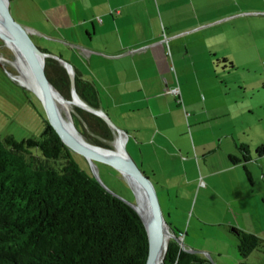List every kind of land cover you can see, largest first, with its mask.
Here are the masks:
<instances>
[{"label":"crops","instance_id":"1","mask_svg":"<svg viewBox=\"0 0 264 264\" xmlns=\"http://www.w3.org/2000/svg\"><path fill=\"white\" fill-rule=\"evenodd\" d=\"M45 1L46 12L22 0H14L11 10L31 34L38 32L28 27L29 22L40 20L41 38L46 35L50 43L57 44L40 49L59 56L96 90L98 110L123 130L131 156L160 184L162 214L169 230L184 243L188 241L189 227L183 234L181 219L176 217L177 200L188 186L191 194L198 190V197L201 192L216 195L214 206L220 219L211 210L204 212L202 206V215L195 213V206L193 229L220 226L228 235L229 228L255 235L263 247L248 256V263L264 264V174L259 176L255 163L245 164L252 176L251 186L257 187V191H249L238 173L243 164L231 165L228 159L239 157L237 144L247 145L251 158V152L264 145V130L255 133L254 121L245 118L264 111V93L260 100H253L258 90L264 92V83L259 89L243 81L227 82L240 67L252 66V61L243 62L242 57L257 56L264 47V0ZM176 88L179 92L175 96L171 92ZM181 106L193 118L194 127L205 126L207 130L192 131L195 153L204 160V188L197 178L173 184L175 178L184 177L180 174L183 162L173 154L175 142L168 129L175 132L176 124L169 117L183 118ZM239 116L242 120L236 126L233 118ZM260 118L264 120V115ZM161 119H165L163 129ZM231 119L233 127L228 124ZM226 173H235L240 186V220L229 218L233 202L213 185ZM187 243L186 248H192L191 241ZM231 244L230 251L216 253V264H240Z\"/></svg>","mask_w":264,"mask_h":264},{"label":"trees","instance_id":"2","mask_svg":"<svg viewBox=\"0 0 264 264\" xmlns=\"http://www.w3.org/2000/svg\"><path fill=\"white\" fill-rule=\"evenodd\" d=\"M44 71L61 96L70 100L71 83L66 69L55 59L46 58ZM74 78L80 100L98 110L96 90L77 75ZM67 104L82 138L112 150L116 133L101 118L74 107L73 100ZM235 149L240 158L229 156V162L242 163L245 178L252 185L245 166L252 161L248 146L237 144ZM255 154L264 157V145ZM75 156L48 125L46 117L37 139L0 138V264L146 263L148 239L138 214L106 191L90 171L82 172ZM229 234L236 241L240 264H250L248 256L261 250L262 241L236 228H229ZM162 264L212 263L170 241Z\"/></svg>","mask_w":264,"mask_h":264},{"label":"rangeland","instance_id":"3","mask_svg":"<svg viewBox=\"0 0 264 264\" xmlns=\"http://www.w3.org/2000/svg\"><path fill=\"white\" fill-rule=\"evenodd\" d=\"M14 0H9V8L12 9V2ZM24 2L34 4L37 7L38 11L46 12V1L44 0H22ZM59 0H55V3L58 4ZM11 13L14 19L23 27H26L27 24L24 23L23 20L18 18V16L11 10ZM33 27L36 30L35 34L31 35L32 41L34 44L40 47H46V49H50V44H54L57 46L56 43H50L49 39L46 38V35L41 38L42 32V24L40 20L38 22H29L28 27ZM243 62L249 63L252 61L251 67H240L235 73H232L228 78L227 82H245L248 84H256L258 88L261 89V84L264 83V47L260 50L257 56L247 57L244 56L241 58ZM19 62L22 69L26 72H29L23 58L20 60L18 56H16L10 49L6 47V45L0 40V138H4L6 136H12L16 141H22L25 139H37L39 138L40 134L44 128V121H45V112L42 110L40 105L36 102V100L31 96V92L23 91L24 88L20 87L17 82L11 79V76L14 77L16 80L20 81L21 73L19 69L15 67V63ZM228 73H226V78ZM21 82V81H20ZM22 83V82H21ZM23 84V83H22ZM29 88V87H28ZM30 89V88H29ZM179 91V88H176ZM27 91V90H26ZM173 91V90H172ZM258 94H254L253 100H260L263 96L262 90H258ZM233 92H236L233 91ZM248 95V93H247ZM176 98V97H175ZM248 96H246V99ZM75 107V106H74ZM183 118L179 115H171L169 117V121L171 123L176 124L175 132L168 129L170 132V136L175 142V149L173 154L177 155L179 160L183 162L180 164V174L184 177V179H174L173 184L178 182V180L183 183H187L186 181H191L194 178L198 179V184L204 182L202 178L203 170L202 167L204 165V160L201 156L195 153L192 143V131L198 130L199 132H207L205 126L194 127V124H191L193 118L190 114L185 112L184 106H181ZM264 115V111L259 110L251 116H246V119L253 120V131L255 133L260 134L264 130V120L260 118V116ZM236 126L241 122L242 118L239 116L233 118ZM164 120L161 119L159 122L160 128L163 129ZM168 122V119H166ZM234 122L232 119L228 121V124L233 127ZM113 125L118 128L119 130L123 131L117 125L113 123ZM118 138L115 134L114 141ZM113 141V143H115ZM113 143H111V147H113ZM198 143H201V140L198 139ZM89 144V143H88ZM172 149V147H171ZM126 152L130 156V158L136 163L138 166L137 158H133L130 154V148L127 147L126 142ZM256 150L251 152L252 161L255 163L254 166L259 171V176L261 177L264 174V157L258 158L256 156ZM135 157V156H134ZM74 161L76 162L78 168L85 173L88 171L91 172L89 164L80 156H75ZM172 165V164H171ZM156 168L155 171L160 173L159 166L155 164ZM202 166V167H201ZM139 167V166H138ZM201 167V168H200ZM98 177L100 182L103 184L104 188L111 193L112 195L118 197L122 201L126 202L129 205L135 204L138 201V193L132 183L126 177H123L121 173L116 171L115 169L111 168L110 166L97 163L96 164ZM140 168V167H139ZM140 170L145 174V172L140 168ZM238 173L242 174V177L250 191H257L256 186H251L245 178L244 171L241 167L238 169ZM147 177L150 178L154 188L156 190V194L158 197V201L160 204V208L162 213L165 214L164 206H163V199L161 196V186L157 184L155 180H153L150 176L145 174ZM131 187H130V186ZM213 185L217 187V191L220 190L221 193H224L229 201H232L233 204V211L232 213L229 212L228 216L231 220L235 221V219L240 220L242 214H240L237 210L238 206V199L241 195L240 186L238 185L235 173H226L221 177V180H217ZM134 190H132V189ZM198 188H200L198 186ZM204 188V187H202ZM184 193V196L177 200L179 202V212L176 217L181 219V223L183 225V234H186L185 231L189 227V237L187 238L188 241H191L193 245L191 250L195 252H202L203 254H208L210 259L207 255H200L208 259L212 264H216L215 261L217 260L216 253L221 252L225 253L231 250V242H233V247L236 250V241L226 233L224 227L220 226H211L206 227L205 225H201L196 230L193 229V225L196 223L195 221V213L201 214L199 207L202 206L204 212L206 210H211L216 213V219H220V211L214 205L216 204V195L208 196L207 193L201 192L199 197L197 196V191L193 194L190 192V186L187 187ZM175 197V196H174ZM205 197V201H204ZM197 201V203H196ZM139 203V201H138ZM176 203V202H175ZM196 206V207H195ZM195 207V213H194ZM183 215V217H182ZM192 235V236H191ZM187 241V242H188ZM187 242H180L181 245L185 247H189ZM233 249V250H234ZM199 255V254H197ZM221 260L224 258H220Z\"/></svg>","mask_w":264,"mask_h":264},{"label":"water","instance_id":"4","mask_svg":"<svg viewBox=\"0 0 264 264\" xmlns=\"http://www.w3.org/2000/svg\"><path fill=\"white\" fill-rule=\"evenodd\" d=\"M31 35V32L27 28L20 25L14 19L9 8V0H0V40L15 55L17 54L23 58L28 71L40 90L41 97H38V95L33 90L24 86L14 77L11 76V79L17 82V84L22 88L31 92L39 100L43 111L45 112L48 125L52 127L63 145L70 152L86 160L90 166L91 174L103 188L104 186L98 177L96 168L97 163L110 166L121 173L123 177L129 176L140 187L143 200L149 210V217L144 219L138 212V201L130 206L138 214L146 231L149 250L145 264H162L167 252L168 243L170 241L178 243L181 250L185 252L191 254L207 255V257L210 259L208 254L195 252L180 244L179 238H177L176 235H174L169 230L166 219L164 218L160 208L156 190L150 178L140 170V168L126 152V134L116 128L111 123L108 116L103 112L92 109L82 100H80L75 92V74L72 67L59 56L43 52L34 44ZM46 58L55 59L66 69L71 83L70 100L76 102L75 107L101 118L116 133L118 137H125V142L123 143L119 153L115 154L110 152L109 149L88 144L74 126L71 112H67L65 116L66 120L62 119L57 109L56 100L59 98L65 103H70V100L64 99L56 90V88H54V86L48 81L44 71ZM250 162L254 163L253 161Z\"/></svg>","mask_w":264,"mask_h":264},{"label":"bare ground","instance_id":"5","mask_svg":"<svg viewBox=\"0 0 264 264\" xmlns=\"http://www.w3.org/2000/svg\"><path fill=\"white\" fill-rule=\"evenodd\" d=\"M16 56H18V59L19 58H20V60L22 59L19 55L16 54ZM15 67L17 69H19V71L21 73L20 81L23 83V85L26 87H29L31 90H33L38 95V97H41L40 90H39L37 84L35 83L34 79L32 78L30 72H27V71L25 72L22 69L19 62L15 63ZM74 104H76V102H74ZM56 105H57V109H58L60 116L62 117L63 120H66L65 116H66L67 112H70V106L67 103L60 100L59 98L56 100ZM124 142H125L124 136L118 137L116 139L114 145H113V147H115V150L112 149L109 151L112 153H115V154L119 153L121 151V148H122V145ZM125 177L127 179H129V181L132 183V185L135 187V189L138 193V201H139L138 207H137L138 212L141 214V216L144 219L148 218L149 217V210H148V207L143 200L142 191H141L140 187L129 176H125Z\"/></svg>","mask_w":264,"mask_h":264},{"label":"built area","instance_id":"6","mask_svg":"<svg viewBox=\"0 0 264 264\" xmlns=\"http://www.w3.org/2000/svg\"><path fill=\"white\" fill-rule=\"evenodd\" d=\"M162 43L166 44V47H167V55H170L169 48H168V45H167L168 40L167 39H164V41ZM178 92H179L178 90H173L171 93L176 96V95H178ZM203 186H204V183L201 182L200 183V187H203ZM179 240L182 241L181 238H179Z\"/></svg>","mask_w":264,"mask_h":264},{"label":"clouds","instance_id":"7","mask_svg":"<svg viewBox=\"0 0 264 264\" xmlns=\"http://www.w3.org/2000/svg\"><path fill=\"white\" fill-rule=\"evenodd\" d=\"M180 242H182V241H180Z\"/></svg>","mask_w":264,"mask_h":264}]
</instances>
